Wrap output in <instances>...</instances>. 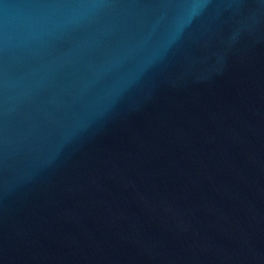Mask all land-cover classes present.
Returning <instances> with one entry per match:
<instances>
[{
    "label": "water",
    "instance_id": "1",
    "mask_svg": "<svg viewBox=\"0 0 264 264\" xmlns=\"http://www.w3.org/2000/svg\"><path fill=\"white\" fill-rule=\"evenodd\" d=\"M0 264H264V0H0Z\"/></svg>",
    "mask_w": 264,
    "mask_h": 264
}]
</instances>
